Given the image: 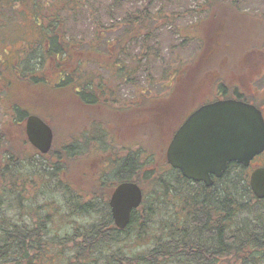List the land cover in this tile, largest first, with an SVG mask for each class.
I'll use <instances>...</instances> for the list:
<instances>
[{"label": "rangeland", "instance_id": "1", "mask_svg": "<svg viewBox=\"0 0 264 264\" xmlns=\"http://www.w3.org/2000/svg\"><path fill=\"white\" fill-rule=\"evenodd\" d=\"M81 2L78 11H70V14L69 11L62 12L61 19L65 24L60 27L68 37L82 39V49L73 48L70 55L48 54L45 60L42 59L34 75L37 79H44V86L26 82L22 77L27 71L23 68L31 66V42L40 36L39 26L34 22L29 5H17L10 12H0V130H5L4 138L7 140L26 133L25 122L21 124L22 133L16 128L15 116L10 114L14 112L13 107L18 106L26 113L46 118L54 136L50 151H58L64 144L74 141L75 137L85 135L91 125H101L96 136L102 138L103 135L102 143L108 148H96L91 141L88 149L85 148L71 164V169L63 174L87 193L94 192L100 174L105 173V178L111 174L113 158L129 150L139 151L146 167L149 164L165 166L167 148L175 132L189 113L213 99L217 93L216 86L220 83L226 85L227 89L219 99L234 98L236 89L243 95H247L248 91L253 95V91L261 87L264 89V0H240L232 8L226 7L229 5L227 2L217 1L212 5L210 15L207 12L210 5L205 0ZM146 5L153 14L150 26L137 39H132L119 60L110 57L105 66L99 65V60L81 59L82 55L85 57L94 48L96 51H93L104 53L107 44H111L110 50L114 53L116 40L122 38L125 32L126 35L130 32L125 19L137 14ZM62 6L65 7L64 4ZM146 31L150 34L142 42ZM221 41L224 45L218 48L217 42ZM93 43L97 47H93ZM203 43L205 50L201 51ZM176 57L183 59L178 61L179 65ZM18 60L19 69L24 71L22 73L14 68ZM175 67L180 69V73L174 81ZM63 69L65 75L73 76L70 86H58ZM95 73L100 81H96L94 89L100 99L89 103L74 93L72 84L75 78L78 83H83V79L90 80V85ZM191 74L193 79H189ZM102 79L113 91L106 89L108 94L98 92L103 87ZM184 81L190 82L189 86L184 88V94H179ZM142 91L144 95L159 97L155 113L149 108L138 110L132 105L131 102ZM125 103L132 109L128 113ZM31 147V151L37 150ZM36 159L38 164L45 162L40 155ZM28 167L29 172L36 168L32 165ZM254 168L256 166L249 169L248 177ZM105 184L101 186L103 192L113 191L117 185ZM47 185H50V190L55 187L52 180ZM44 187L37 191L29 187L27 197L31 200L32 211V206L36 208L39 204L43 206L42 212L52 215L49 223L51 235H66L72 232L75 225L93 221L91 216L71 214L70 209L62 203L61 210L58 209L54 204V194L45 192ZM11 204L13 211L10 215L16 220L21 210L16 207L15 196ZM25 219L30 222L27 216ZM151 238L152 235L148 234L139 240L132 234L123 237L118 246L129 254H136L153 246Z\"/></svg>", "mask_w": 264, "mask_h": 264}, {"label": "trees", "instance_id": "2", "mask_svg": "<svg viewBox=\"0 0 264 264\" xmlns=\"http://www.w3.org/2000/svg\"><path fill=\"white\" fill-rule=\"evenodd\" d=\"M205 1L210 5L207 11L209 14L214 2H227L229 5L225 6L232 8L240 0ZM24 4H28L33 12L40 36L31 42L33 52L30 68L25 66L23 70L27 71L20 70L19 60L14 68L24 72L22 77H25L26 82L44 86V79H37L34 75L42 59L45 60L48 54L70 55L73 48L82 49L83 40L68 37L60 27L65 24L61 19L62 12L69 11L70 14V11H78L82 2L0 0V12H10L15 6ZM152 18L153 14L146 5L143 10L125 19L130 32L127 35L125 32L122 38L116 40L117 49L114 53L110 50L111 44H107L104 53L95 52L94 48L95 51L91 49V53L84 57L80 51L81 59L99 60V65L105 66L110 57L119 60L132 39H137L144 29L148 30ZM149 34L147 32L145 38L142 37V42ZM222 42H217L218 48L224 45ZM92 45L97 47L95 43ZM201 46L200 50H205V44ZM181 60L176 57L177 65ZM174 69L176 71L172 78L175 81L180 69ZM64 70L63 74L60 73L58 86H70L73 76L68 77ZM189 79H193V74ZM96 81H100L96 73L90 85V80L83 79V83H78V79L74 78V93L86 102L94 103L100 99L94 89ZM187 81L179 86V94L185 93L184 88L190 83ZM101 84L103 87L98 92L108 94L107 90L113 91L104 84L103 79ZM80 87L82 89L79 91ZM226 87L222 83L216 86L218 94L215 93L213 99L204 104L219 99L221 94L226 93ZM158 99L154 94L144 95L142 91L131 103L138 110L149 108L155 113ZM13 108L15 113L11 111L10 114L15 116L16 128L23 133L21 124L27 113L18 106ZM125 110L128 113L132 109L125 103ZM142 111L140 113L143 117ZM100 128L101 125L93 124L85 135L75 137L74 141L64 144L60 150L48 154L31 151L25 132L7 140L4 138L5 130H0V264H264V198L254 195L249 183L248 168L236 162L231 163L225 173L220 178H214V183L208 186L204 182L186 178L179 169L167 162L163 167L153 164L146 167L139 151L129 150L113 158L111 174L107 178L104 177L105 173L100 174L96 181L100 187L95 184L94 192L87 193L63 174L71 169V164L78 155H82L85 148L88 149L90 143L94 142L96 148H108L102 143L104 136H96ZM37 155L45 159V162L38 164ZM28 165L36 168L29 172ZM51 180L55 187L50 190L47 184ZM124 181L137 182L143 189L144 197L142 204L133 210L128 226L119 229L114 223L109 205L112 190L103 192L101 186L106 185V182L119 184ZM29 187L33 191L44 187L45 192L51 191L54 194V204L58 209L61 210L62 203L70 209L71 214L91 216L93 221L75 225L72 232L66 235H51L49 223L52 215L42 212L43 206L39 204L36 208L32 206V211L31 200L27 197ZM13 196L16 207L21 210L16 220L10 215L13 211ZM26 216L30 222L25 219ZM132 234L139 240L151 234L153 246L129 254L118 243L123 237Z\"/></svg>", "mask_w": 264, "mask_h": 264}, {"label": "water", "instance_id": "3", "mask_svg": "<svg viewBox=\"0 0 264 264\" xmlns=\"http://www.w3.org/2000/svg\"><path fill=\"white\" fill-rule=\"evenodd\" d=\"M26 133L41 153L53 145V130L38 115L26 120ZM264 152V118L254 105L237 99H219L201 105L175 132L168 145V163L194 181L210 186L213 176L220 178L232 162L248 167L255 156ZM251 189L264 198V167L256 168L249 178ZM143 201L141 186L133 181L119 183L109 205L115 225L124 229L132 212Z\"/></svg>", "mask_w": 264, "mask_h": 264}, {"label": "flooded vegetation", "instance_id": "4", "mask_svg": "<svg viewBox=\"0 0 264 264\" xmlns=\"http://www.w3.org/2000/svg\"><path fill=\"white\" fill-rule=\"evenodd\" d=\"M248 92H247V95H243L241 94V91H237L236 89V92H235L236 94L234 98L254 105L258 110L261 111L263 118H264V89H262L261 87L258 91L256 92L253 91V95L250 94V91ZM255 161H258V162L255 163ZM253 166H256V167L264 166V152L256 156L252 160L250 167H253Z\"/></svg>", "mask_w": 264, "mask_h": 264}]
</instances>
